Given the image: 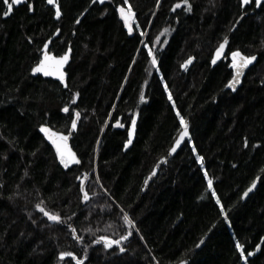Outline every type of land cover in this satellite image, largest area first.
<instances>
[{
	"label": "trees",
	"instance_id": "trees-1",
	"mask_svg": "<svg viewBox=\"0 0 264 264\" xmlns=\"http://www.w3.org/2000/svg\"><path fill=\"white\" fill-rule=\"evenodd\" d=\"M58 2L59 20L46 0H29L3 17L0 0V264H75L60 261L59 251L83 257L85 248V264H245L237 241L246 255L260 244L248 264H264V3L243 9L240 0H190L191 11L183 5L172 11L180 0H161L159 6L156 0H130L140 28L129 35L115 11L120 0ZM225 35L227 59L213 67ZM142 42L157 52L159 70ZM45 43L54 55L72 49L67 88L56 77L31 72ZM236 49L258 60L233 93L226 85ZM189 56L193 62L182 68ZM164 83L191 136L174 155L169 153L179 123ZM65 105L81 113L69 137L81 164L68 169L39 131L47 124L67 134L71 117L61 111ZM133 115L137 128L125 149ZM192 143L205 157L203 168ZM154 167L156 175L148 179ZM205 169L227 220L207 188ZM84 173L87 202L76 179ZM253 179L254 191L242 198ZM41 201L46 210L60 212L64 223L47 222L35 207ZM120 209L136 222L123 242L126 251L93 244L101 235L118 239L126 232Z\"/></svg>",
	"mask_w": 264,
	"mask_h": 264
},
{
	"label": "snow or ice",
	"instance_id": "snow-or-ice-1",
	"mask_svg": "<svg viewBox=\"0 0 264 264\" xmlns=\"http://www.w3.org/2000/svg\"><path fill=\"white\" fill-rule=\"evenodd\" d=\"M46 2L53 6L54 12H55V18L59 20L62 16L61 11V5L58 2V0H46ZM93 3L96 2V0H92ZM161 0H156L157 6H159ZM2 3L4 6H6V9L2 11L3 17H9L10 14H12L14 6H18L22 3H26V0H2ZM99 3L103 4L105 3V0H99ZM252 3L255 4L256 7L262 6V0H240V7L244 8L245 5H251ZM183 6L185 11H191L192 10V3L190 0H180V2L175 3L172 6V11H175L178 8H181ZM29 11L33 10V5L28 4ZM115 11L119 14L120 20L123 22L124 28L127 29V32L129 35H132L134 33L135 29L140 28V24L137 21L136 13L133 9L132 4L130 3V0H120V3L116 6ZM83 15V13H81ZM76 23H80V20L77 19ZM61 29L57 28L56 33H60ZM168 29H164V32H167ZM164 32L161 33V35L164 34ZM145 32H140V36H144ZM160 37L157 36L156 40L159 41ZM143 43L144 49L147 50V55L150 58V63L154 68L158 69V55L157 52L153 47H149L148 43ZM229 43V37L227 35L224 36L222 42H220L219 46L216 48L215 55L212 57V64H216L217 60L221 58V54L224 52L225 46ZM72 52L71 47H69L67 50L63 52L62 55H54L49 51V44L45 43L43 45L42 54L39 58L38 62L31 68V72L33 74H42L44 77H56L57 80L63 84L65 88L68 87V84L65 83L66 79V68L65 66L69 64L70 61V54ZM231 68L233 69L232 78L228 80L226 87L230 88L231 90L235 91L237 85L241 83V77L244 75V70L252 64L254 61L257 60L256 54H245L240 49H236L231 51ZM194 60V57L189 56L183 64H181L182 68L187 69L188 65H190ZM163 90L167 94V100L171 103V106L173 110L175 111V115L178 118L179 123V135L172 144L170 148V153H176L177 149L181 148L182 142L186 140H191L190 136V130H189V122L188 120L181 114V111L177 108L176 103L173 99V95L171 91L168 88L167 83H164ZM74 96L78 97L79 93H75ZM145 94L142 92L140 94V100L144 101ZM62 112L69 113L71 117V126L70 129L67 130V134H64L62 132L53 131L51 127H49L47 124H41L39 125V131L44 134V138L54 148V155L55 158L59 161V164L62 165L65 169H68L70 165H80L81 160L78 157L77 153L73 151L72 147L69 145V137L73 134V132L77 129L78 121L81 118V113L79 111H75L74 114L70 113V108L68 105H65L62 109ZM131 126L127 130V136L128 139L124 143V148L127 149L129 145L133 143V136L136 132L137 128V119L136 116L133 115L130 117ZM117 126L123 128L125 127L124 124L120 123L119 120L116 121ZM245 146H247V141H245ZM191 151L195 154V161L203 168L205 164V157L203 155H200L197 151V147L195 143H192L191 145ZM156 168L154 167L152 172L150 173L148 179H151L153 176L156 175ZM27 175V173H25ZM204 177L207 181V188L212 190L211 196L215 197V203L217 205H220V215L223 216L226 220L228 219V215L225 212V208L221 203V200L219 196L217 195V192L214 189V182L213 179L208 178L209 173L207 169L204 170L203 173ZM88 178V173H84L82 176H77L76 179L80 181L79 190L82 193V200L84 202H87L90 200V193L89 189L85 184V180ZM148 179L145 180V185L148 183ZM97 182H99V177H96ZM257 180L253 179L251 181V185L243 192L242 198L247 197L250 192L256 187ZM102 186V185H101ZM108 190L105 189V192ZM92 196L96 195V192L93 190L91 192ZM43 201L40 203H37L35 205L36 209L39 213H41L44 217L47 218V222H51L54 224H62L64 223V218L62 217L60 212L55 211H48L43 205ZM121 213L123 214V220L126 225L129 226V228L126 230L124 234H121L119 238H112L109 236L101 235L98 237V239H95L92 241L93 244H103V247L105 250L113 248V246H116L119 252L123 253L126 251V248L123 245V242L127 241L129 237L133 235V229L136 228V222L131 217L130 213L128 211H125L124 209H120ZM75 215V213H73ZM36 221L33 220V223ZM48 226H51L50 224ZM67 227L71 229V233L73 238L80 242L83 240V237L76 234V228L73 227L71 224H68ZM140 239L143 240L144 237L140 236ZM264 239V238H262ZM199 245H197L198 247ZM235 248L239 252V258L245 262V264H248L249 257H252L256 254V252L260 251L261 245L257 244L255 246V251H249L247 252V255L245 254V245L237 241L235 243ZM85 255L83 257H78L76 253L73 251H59L58 253V259L60 261H64L65 258H71L75 261V264H85V261L87 260V248L84 249ZM153 260H156L155 257H153ZM156 264H159V261L156 260ZM179 264H187L186 260H181Z\"/></svg>",
	"mask_w": 264,
	"mask_h": 264
},
{
	"label": "water",
	"instance_id": "water-1",
	"mask_svg": "<svg viewBox=\"0 0 264 264\" xmlns=\"http://www.w3.org/2000/svg\"><path fill=\"white\" fill-rule=\"evenodd\" d=\"M28 2H29V0H26V3H22V4L18 5V6H15V7H19V6L25 5V4H27ZM263 3H264V0H262V4H263ZM247 6H248V5H245L243 9H246ZM259 8H260V7H259ZM227 50H228V45L225 46L224 52L221 54V58H220L219 60H217L216 64H212L213 67L217 66V65H218L223 59H225V60L227 59V58H226ZM214 55H215V53H214ZM229 59H230V61H231V55H230ZM257 60H258V58H257ZM257 60L254 61L252 64H250V65L244 70V75L241 77V83H240L239 85H237L236 90L233 91V90H231L230 88L226 87L227 90H230L231 92L236 93V92L240 89V87L242 86L246 74L250 71V69H251L252 67L255 66V64L257 63ZM232 72H233V69H232ZM65 83H66V79H65ZM186 140H187V138H186ZM186 140H185V141H186ZM185 141L182 142L181 147L183 146V144H184ZM179 149H180V148H179ZM179 149H177V151H178ZM174 154H175V153H171V155H174ZM253 191H254V189L252 190V192H253ZM252 192H250V193L248 194V196H249ZM248 196H247V197H248ZM247 197H245V198H247Z\"/></svg>",
	"mask_w": 264,
	"mask_h": 264
},
{
	"label": "rangeland",
	"instance_id": "rangeland-1",
	"mask_svg": "<svg viewBox=\"0 0 264 264\" xmlns=\"http://www.w3.org/2000/svg\"><path fill=\"white\" fill-rule=\"evenodd\" d=\"M227 57V56H226ZM232 69V68H231Z\"/></svg>",
	"mask_w": 264,
	"mask_h": 264
}]
</instances>
